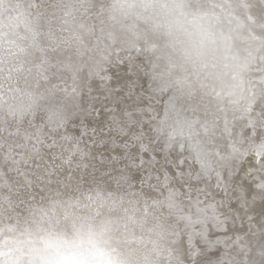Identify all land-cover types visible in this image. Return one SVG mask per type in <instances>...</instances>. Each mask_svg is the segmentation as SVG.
Instances as JSON below:
<instances>
[{
	"label": "water",
	"instance_id": "obj_1",
	"mask_svg": "<svg viewBox=\"0 0 264 264\" xmlns=\"http://www.w3.org/2000/svg\"><path fill=\"white\" fill-rule=\"evenodd\" d=\"M94 1L98 2V6L101 3L111 4L109 0ZM199 1L198 5L207 6L206 0ZM15 2L9 1L6 11L11 17L8 23L2 21L3 13L0 14V22L4 25L0 33V58L6 62V68H14L17 63V57L12 53L17 51L16 39L20 44V37L26 35L23 21L31 13L23 8L17 10L11 5ZM244 2L242 0L238 7L235 5L231 11L238 10L247 16L240 8ZM199 8L205 10L203 7ZM208 9L212 7L209 6ZM96 10L97 8H92L89 4L86 12L78 16L77 20L85 18L90 21ZM216 11L221 19L222 13L219 9ZM136 14L140 16L139 12ZM17 17L19 20L16 19ZM150 17L147 16L148 21ZM132 19L126 20L125 23L131 22ZM55 20L56 26L60 27L61 22L57 16ZM155 20L150 21L159 25L158 31L154 34L155 38L159 35H167L161 21ZM76 23L77 21L71 26L75 27ZM137 23L140 29L147 28L151 24H146L143 18L137 20ZM100 26H96V31L100 33L88 38L97 51L89 52V55L84 57L86 64L81 71L75 73V80L73 71L64 67L69 62L68 56L71 50L49 53L48 71L44 73L48 77L47 80L40 78V71L42 72L43 69L36 67L39 63L38 54L21 58L31 61L25 67L32 68L31 73L25 71L23 76H27L30 83H35L39 79L41 85L39 91L52 89L56 93L54 99L63 101L66 121L58 130L50 133L45 127L46 117L42 110L37 111L34 117H26L25 122L19 125L16 120L6 115V107L0 112V119L7 121V124L0 127V162L4 165L0 166V244H15L25 239L28 233L33 235L58 233L69 241L77 239V233H80L91 235L98 246L108 250L111 264H191L187 259L191 237L192 245L204 246L205 253L208 252L212 261H208L204 253L201 259L205 264H216L222 257L232 260L234 249L242 243L248 244L249 241L245 242V237L251 236V233L255 237L259 232L252 221L260 214L253 209L255 214L252 215V209L247 208L242 200L236 205L234 201L228 199L237 194L236 189L239 186L242 191H245L243 186L250 187L252 184L250 178H261L262 173L257 174L253 169L264 168V156L256 160L260 167L254 165L255 158L249 155H244L242 160L230 162L229 167H232L235 184L232 178L228 180V168H219L215 165V160L211 165L210 174L204 175L202 179L191 180L193 184L205 180L211 190L212 181L216 178L221 181L220 187H214V193L221 195L223 200H215L207 210L208 212L215 210L214 219L212 215L205 217V214L201 215L202 218L185 216V211L190 209L186 208L187 204L189 205L194 197L188 189L186 182L188 178L185 172L180 174L174 165L165 160V153L161 152L158 145H154L155 153L146 154V159L152 161L151 167L160 170L159 173H153L151 183L142 182V178L146 177L143 169L136 166L126 167L124 160L112 161L111 157L122 150L123 142L140 144L136 137H131L129 140L133 129L137 132L145 131L148 125H156L163 118L164 98L152 95L150 81L142 72L131 70L133 65H138L144 59L142 56L137 59L134 50L131 52L122 50L123 41L134 39L131 33L117 30L118 38L113 43L105 38L108 27ZM101 28L105 29V33L99 30ZM7 33L9 36L5 38L3 34ZM96 37L99 38L98 41ZM219 37L221 36L216 39H220ZM164 42L174 47L177 56L184 49L197 50L200 55L193 56L195 63L188 62L186 67L190 72L199 71L200 79H204L205 73L202 72L201 66L204 55H201L199 49L201 46H197V41L193 43L182 37L179 42L175 34H172ZM104 56L108 59L101 60ZM75 59L74 57L73 63ZM127 59L129 61H126ZM96 60L100 61L103 71L97 72L93 69L92 74H89V66ZM240 74L243 77L242 73ZM13 76L17 77L19 74L13 72ZM23 76H19L22 85ZM223 78L231 82L230 78ZM192 79L199 88L196 76ZM238 80L240 81L238 90L242 91L244 82L241 78ZM73 87L77 89L75 93L71 92ZM65 88L69 89L68 94L63 91ZM13 96L16 99L10 100V103L19 105L21 103L19 93H8L6 98ZM210 98L206 97V99ZM47 102L46 100L45 103ZM230 111L235 114L233 115L235 118L240 114L232 109ZM211 112L214 116H218L210 110L207 116L201 112V118L212 121L208 119L210 115L212 116ZM28 120H31V124L27 123ZM226 120L229 127H234L233 122L227 118ZM219 127L215 141L219 145L228 144L231 141L224 134V124ZM244 133L248 138L250 132L244 131ZM29 135L32 139L25 143L24 137ZM232 135L235 140L240 136L237 131H232ZM41 138L45 140V144L39 143ZM163 139L164 137L161 136V143ZM53 140H55L53 146L47 147ZM142 142L146 151L149 141L142 138ZM237 142L242 143L241 140ZM29 152L33 153L31 158ZM175 155L173 151L172 156ZM188 161L193 163L191 159ZM37 163L41 165L40 168L35 167ZM244 164L249 166L240 176L242 169L236 167ZM195 165L199 168L198 164ZM164 171L176 173L175 179L170 181L168 187L162 184ZM223 171L226 173L225 177L222 176ZM158 175L159 180H157ZM37 176H50L51 183L47 180H37ZM26 178L32 183L29 184ZM179 182H185L181 191L186 195H181L172 189V184ZM215 184L217 185V182ZM233 185L235 186L232 188ZM199 187L202 188L201 192L206 190L204 186ZM260 189L264 192L262 190L264 188H258L254 200L259 197ZM207 196L212 199V192ZM196 202L206 204V199L203 201L197 199ZM220 207H223L222 211H219ZM241 207L242 212L237 211ZM80 212L85 215H78ZM241 214L245 215V218L242 219ZM222 217L226 225L219 221ZM197 219L199 222H196ZM212 220L218 221L213 226V230ZM231 241H234L232 245L229 244ZM212 246L216 251L213 255ZM250 252L255 253L256 249ZM259 257L256 258L257 260L253 259L251 264H264V259H258ZM21 264L27 262L22 261Z\"/></svg>",
	"mask_w": 264,
	"mask_h": 264
},
{
	"label": "snow or ice",
	"instance_id": "obj_2",
	"mask_svg": "<svg viewBox=\"0 0 264 264\" xmlns=\"http://www.w3.org/2000/svg\"><path fill=\"white\" fill-rule=\"evenodd\" d=\"M259 3L264 6V0H259ZM140 4L147 7L145 0H140ZM8 5L9 0H0V14L7 10ZM137 6V0H113L110 5L101 3L96 10V15L101 24H108L106 33L104 28L100 29L102 33H105L107 40L115 43L118 38L117 26H119V30L127 31L134 37L131 41H123L124 48L122 50L129 52L134 50L137 59L141 56L144 58L138 65H133L131 70L137 73L142 72L150 81L152 95L164 98L163 118L156 125H148L145 131L137 132L133 129L129 140L131 137H136L140 144L123 142L122 150L116 152V155L111 159L114 162L126 161V167L136 166L143 169L146 177L142 178V182L151 183L153 173H159L160 170L151 167L152 161L146 159V154L155 153L156 146L154 145H158L161 152L165 153V160L174 165L180 174L184 173L186 162L189 159L193 161V165H189L193 170L187 173L188 181H186L188 188L192 189L194 185L191 180L202 179L204 175L210 174L214 158H216L215 165L226 169L231 161L242 160L243 156L249 153L246 148H242L240 143L232 139V132L226 119L224 134L231 142L227 145H217L215 137L219 127V117L216 116L212 121H209L202 119L200 115L201 112L204 116L210 114V104L216 109V112L226 111L228 105H238L240 100L236 89L239 88L240 81L236 75H233L227 89L218 88L217 84L220 83L221 78L217 75L211 83H205V80L208 79L207 75L202 80L199 71L190 72L186 67L190 61L195 63L193 56H198L200 53L193 49H184L177 56L173 46L167 42L161 43L154 38L159 25L149 24L146 18L145 23L149 24V27L138 28L136 20L141 17L133 12ZM29 7L36 11L29 13L23 21L26 35L20 37L21 43L17 45V51L12 53L17 57L15 67L6 68V62L0 58V112H3L6 107V115L16 120L19 125L25 122L26 117H34L37 111L42 110L46 117L45 127L50 133H54L66 121L63 101L54 99L56 93L52 89L39 91L41 87L39 79L35 83H30L28 77L23 76L25 71L31 73L32 68L25 67L31 61L21 58L38 54L39 63L36 64V67L43 69L42 72L40 71V78L47 80L48 77L44 73L48 71L49 53L71 50V54L68 56L69 62L64 67L73 71L75 80V73L81 71L86 64L84 57H87L89 52L97 51V48L93 47L88 39L89 36L95 37L96 26L80 22L72 27L71 24L76 19L77 9L67 0H56L52 5L51 15L40 11V0H29ZM81 7H83L82 4ZM57 8L61 11L60 27L54 23L55 9ZM133 15H135V20L125 23ZM16 19L19 20L18 17ZM3 27L4 25L0 22V33H2ZM96 40L98 41L99 38L96 37ZM74 57L76 58L75 63H73ZM107 59V56L101 57V60ZM76 65H80V67H76ZM202 67L207 68V64H203ZM93 69L97 72L103 71L99 60L89 66V74H92ZM13 72L23 76V85L19 76H13ZM193 76H196L199 88L196 87L192 79ZM76 90L73 87L71 92L75 93ZM63 91L65 94L69 93L68 88ZM8 93H19L21 103L19 105L10 103V100H14L16 97L6 98ZM206 97H211V99H206ZM46 100L47 103H45ZM242 119L245 120L244 127L251 129L252 136L261 137L258 130L264 127V89H261L258 105L251 102L244 105ZM27 123L31 124V120H28ZM4 124H7V121L0 119V127ZM161 136L164 137L162 143L160 142ZM142 138L149 141L146 151ZM31 139V135L24 137L25 143ZM39 143L45 144V140L41 138ZM54 143L55 140L47 147H52ZM113 144L115 145V141ZM222 148L226 150L222 152ZM173 151L176 153L175 157L172 156ZM252 152L258 157L264 156V139L260 140L258 144L256 143ZM28 155L31 158L33 153L29 152ZM195 164L199 165V171H195ZM0 166H4L2 162H0ZM35 167L40 168L41 165L37 163ZM217 174L219 175V173ZM163 177L162 184L168 187L170 181L175 179L176 173L164 171ZM36 178L51 183L50 176H37ZM26 180L29 184L32 183L30 179L26 178ZM157 180H159V175ZM184 183L172 184V189L181 195H186L181 191ZM237 199L241 198L237 197ZM241 210L242 207L237 209V211ZM188 218L191 219V217ZM196 222H199L198 219ZM252 223L264 237V212ZM201 235L203 234L201 233ZM207 243L205 237V244ZM262 249H264V245H262ZM204 253L205 247L199 244L192 245L190 237L187 259L191 264H205L201 259ZM22 261H26L27 264H111L108 250L98 246L91 235H81L80 233H77V239L71 241L65 240L58 233L38 235L28 233L25 239L15 244H0V264H21Z\"/></svg>",
	"mask_w": 264,
	"mask_h": 264
},
{
	"label": "bare ground",
	"instance_id": "obj_3",
	"mask_svg": "<svg viewBox=\"0 0 264 264\" xmlns=\"http://www.w3.org/2000/svg\"><path fill=\"white\" fill-rule=\"evenodd\" d=\"M109 1L110 3L113 2V0ZM206 1L207 6H205L204 4L198 5L197 3L200 2L199 0H145L147 7H144L140 4V0H137L138 6L133 10V12L134 14L139 12L140 17L143 19H147V16H151L149 23H151L150 21H152L153 19L161 21L167 33V35H159L156 37V39H158L161 43H165L164 40H168V38L172 34H175V37H177V40L179 42L182 37H184L185 39H189V41H192L193 43L197 41V46H201L199 49L201 50V55L203 54L205 59H203L204 62L201 63V66L203 64H207V68H203L202 71L203 73H205L203 77H205V75L208 76V79L207 81H205V83H211L216 78V76L219 75L221 78L220 82L222 83L218 84L219 87H224L227 89L230 86L231 82L223 77H228L231 79L233 75H236L237 79L241 78V81L244 82V86H242V91H239V88H237L236 90L237 96L240 100V103L238 105H228L226 111L224 112H216V109L212 107L211 104L209 105V109L213 110V112L217 113V115L219 116V126L224 124L226 118L230 122L234 123V127L229 128L231 132L237 131L240 134L239 137L241 138L237 137L236 141H242V143L240 142L242 148H246L248 150L249 153L247 155L255 158L253 159V161L256 162V164L254 165L260 167L256 160H259L261 156L258 157L254 152H252V150L255 148L256 143L258 144L260 140L264 139V127L258 130L261 133V137L252 136L251 129H246L244 127L245 120L242 119V114L244 112L245 104L249 102L256 105L259 104L260 92L261 89H264V6L259 3V0H243L245 2L240 6V8L242 11H244L245 14H247V16H245L241 11V13L238 12V10L231 11L232 7H234L235 5L236 7H238V4L242 0ZM13 2L15 1L13 0ZM55 2L56 0H40V11L46 12L47 15H51L53 11L52 5ZM67 2L74 4L77 9V11L75 12L76 19L72 22L73 25L77 21L76 24H78V22H83L86 25L87 23H89V26L95 24V26L97 27H99L100 25V27H108V24L100 23L96 13L91 16L90 21L86 20L85 18H83L82 20H77L78 16L86 12L89 4L92 8L98 9V2L94 0H67ZM81 4L83 5V7H81ZM11 5L16 7L17 10H19L18 8H23V10L30 11L31 13H34L36 11L35 9L29 7V0H16L15 4ZM17 5H19V7H17ZM209 6H211L212 9H208ZM199 7H203L205 10H202ZM216 9H219L222 13L221 15H223V17H221V19L220 16L218 17L216 13L218 10L216 11ZM55 11L59 22H61V11L58 8L55 9ZM9 17H11V15L7 11L3 12L2 21L4 23H8ZM132 18L129 17L127 20H135V15H133ZM54 23H57V21L55 20ZM117 30H119V26H117ZM99 33L100 32L96 31L95 34L97 35ZM3 36H5V38H8L9 35L7 33L5 35L3 34ZM218 36H221L219 38L222 40H217L216 38ZM88 38H90V36ZM16 42L19 44L17 39ZM126 61H129V59H127ZM189 63H191V61ZM128 64L129 63H127V65ZM240 73H242L243 77H241ZM231 109L233 111H237V113H240L238 114V117H233V115L235 114L230 111ZM215 117L216 116L212 114V116L210 115L208 119L213 120ZM219 129L220 127H218V130ZM244 131L250 132L248 138ZM218 134L219 133L216 132V136ZM232 139L235 140L233 135ZM245 139L246 141L243 142V140ZM216 144L219 145L218 142H216ZM225 150V148L221 149L222 152ZM215 159L216 158H214V160ZM238 162L240 163V161ZM189 165H193V163L191 164L189 161H187L184 165L186 178H188L187 173L193 170L189 167ZM247 166L249 165L244 164L236 167L242 169L240 171V176H242V173ZM194 168L195 171L199 170L196 165H194ZM231 169V166L228 167L227 177L228 180H231L232 178V182L235 184V177L233 174V170ZM231 171L232 174H230ZM253 171H255L257 174L262 173L261 178H250L249 180L250 182H252L250 187L243 186L245 191H242L239 186L236 189L237 194L228 199L232 202L234 201L236 205L239 204V202L242 200V202L246 204L245 206L247 208L252 209V215L255 214V211H253V209H255L256 212L258 211V214L264 212V192L260 189L259 197L256 198V200L253 199L255 192L258 191V188H264V168L259 170L253 169ZM222 176H226L225 171H223ZM215 182H217V185L215 184ZM220 182L221 181H218L217 178L215 179V181H212V190L209 188V183H207L205 180L198 181L195 184L191 182L194 187L192 189H188L190 193L194 195V197L190 201V204H187L186 208L190 209L185 211V216L202 218L201 215L205 214V217H210L212 215V219H214L216 217L215 210L212 209V212H208L207 210L210 209V205L215 200H223V197L221 195L214 193V187H220ZM199 186H204L206 190L201 192L202 188ZM234 186L235 185H233L232 188ZM210 192H212V199L207 196ZM165 197L168 198V196ZM237 197H240L241 199L238 200ZM197 199H201L202 201L203 199H206V204L197 203ZM219 209V211H222L223 207H220ZM244 214L246 215V213ZM78 215L84 216L85 214L80 212ZM245 215L242 216L241 214L242 219L245 218ZM212 221H214L212 222L213 230V226H215V223H217L218 221ZM219 221L221 222V224L226 225L225 219L223 217L220 218ZM222 236L225 238L224 234H222ZM245 239V242L247 240L249 241L248 244L245 243L243 245L242 243V245H238L234 249L232 260L222 259V257L216 264H251L253 262V259H256L259 256L260 257L258 259H264V249H262V245H264V237H262L260 231L256 234L255 237H253L251 233V236L247 235ZM233 242L234 241H231L229 242V244L232 245ZM220 244H222V242ZM254 249H256V252L251 253L250 250ZM215 252V248L212 246V255ZM205 258H207L210 262L212 261L208 252L205 253Z\"/></svg>",
	"mask_w": 264,
	"mask_h": 264
}]
</instances>
